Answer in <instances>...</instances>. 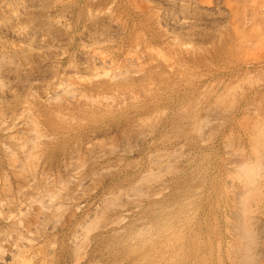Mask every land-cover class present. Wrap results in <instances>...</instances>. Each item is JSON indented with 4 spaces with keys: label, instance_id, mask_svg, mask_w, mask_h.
<instances>
[{
    "label": "rangeland",
    "instance_id": "374dc122",
    "mask_svg": "<svg viewBox=\"0 0 264 264\" xmlns=\"http://www.w3.org/2000/svg\"><path fill=\"white\" fill-rule=\"evenodd\" d=\"M0 264H264V0H0Z\"/></svg>",
    "mask_w": 264,
    "mask_h": 264
},
{
    "label": "bare ground",
    "instance_id": "6f19581e",
    "mask_svg": "<svg viewBox=\"0 0 264 264\" xmlns=\"http://www.w3.org/2000/svg\"><path fill=\"white\" fill-rule=\"evenodd\" d=\"M214 6V5H213ZM212 8V7H211ZM183 20V19H182ZM256 181V180H255ZM31 182V181H30ZM147 193V192H146ZM147 220V219H146ZM138 221V220H137ZM136 224V223H135ZM140 227V226H139ZM150 227V226H149ZM139 230V229H138ZM156 231H158V230H156ZM144 236V235H143ZM131 237V236H130ZM136 237V236H135ZM138 241H140V240H138ZM167 247V246H166ZM150 251V250H149ZM161 256V255H160ZM144 263V262H143Z\"/></svg>",
    "mask_w": 264,
    "mask_h": 264
}]
</instances>
